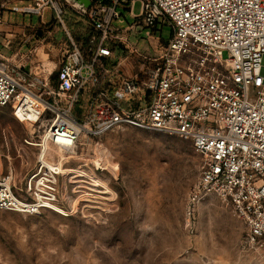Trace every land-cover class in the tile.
<instances>
[{"label": "built area", "instance_id": "1", "mask_svg": "<svg viewBox=\"0 0 264 264\" xmlns=\"http://www.w3.org/2000/svg\"><path fill=\"white\" fill-rule=\"evenodd\" d=\"M89 1L31 0L14 7L42 19L51 9L50 22L63 25L68 45L52 71L44 63L26 71V58L0 52V106L40 132L27 140L40 153L21 187L12 173H0V209L66 214L63 159L54 154L75 150L84 134L134 126L191 142L204 167L188 206L222 199L246 225V244L264 247V0ZM120 9L136 20L128 29L116 24L124 23ZM76 17L86 21L80 31L68 26L80 23ZM140 25L149 37L165 26L172 36L159 54L136 49L141 66L130 72L117 51Z\"/></svg>", "mask_w": 264, "mask_h": 264}, {"label": "rangeland", "instance_id": "2", "mask_svg": "<svg viewBox=\"0 0 264 264\" xmlns=\"http://www.w3.org/2000/svg\"><path fill=\"white\" fill-rule=\"evenodd\" d=\"M30 1L0 0V52L26 58V71L39 63L52 70L54 62L64 61L66 32L55 19L50 22L51 9L43 19L14 10ZM120 11L124 23L116 24L128 29L136 20ZM134 12L141 13L140 2ZM77 19L68 26L80 31L86 21ZM147 30L135 26L117 51L130 72L141 66L138 51L159 54L172 36L168 26L151 37ZM39 133L0 106V173H12L19 188L40 153L27 140ZM54 155L63 159L60 195L67 213L0 209V264H264V247L246 244L247 227L230 205L211 196L188 206L204 167L191 142L125 126L98 137L84 134L75 150Z\"/></svg>", "mask_w": 264, "mask_h": 264}, {"label": "crops", "instance_id": "3", "mask_svg": "<svg viewBox=\"0 0 264 264\" xmlns=\"http://www.w3.org/2000/svg\"><path fill=\"white\" fill-rule=\"evenodd\" d=\"M44 24H48V23H50V22H48V23H46V22H43ZM19 50H20V52H22V48H19ZM28 55H32L31 56V58H33L34 57V52H33V50L31 49V50H29V52H28ZM55 63V67L53 68V70H56L58 67H59V64L58 63H56V62H54ZM51 71V70H50Z\"/></svg>", "mask_w": 264, "mask_h": 264}, {"label": "water", "instance_id": "4", "mask_svg": "<svg viewBox=\"0 0 264 264\" xmlns=\"http://www.w3.org/2000/svg\"><path fill=\"white\" fill-rule=\"evenodd\" d=\"M79 1L80 3L86 5V6H89L90 5V1L89 0H77Z\"/></svg>", "mask_w": 264, "mask_h": 264}, {"label": "bare ground", "instance_id": "5", "mask_svg": "<svg viewBox=\"0 0 264 264\" xmlns=\"http://www.w3.org/2000/svg\"><path fill=\"white\" fill-rule=\"evenodd\" d=\"M47 68H49V67L47 66ZM52 70H53V69H52ZM52 70H51V71H52ZM0 169H1V166H0ZM0 172H1V171H0Z\"/></svg>", "mask_w": 264, "mask_h": 264}]
</instances>
